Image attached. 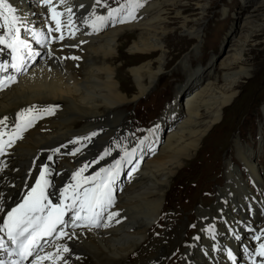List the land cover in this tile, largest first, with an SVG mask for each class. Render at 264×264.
Masks as SVG:
<instances>
[{
    "label": "bare ground",
    "instance_id": "obj_1",
    "mask_svg": "<svg viewBox=\"0 0 264 264\" xmlns=\"http://www.w3.org/2000/svg\"><path fill=\"white\" fill-rule=\"evenodd\" d=\"M94 1L96 0H63L62 3L60 0L63 4L61 11L66 15L65 7L71 8L75 16L82 18L87 15L90 6L95 5ZM102 1L105 4L106 1ZM181 1L184 0H148L143 3V7L135 11V19L130 18L122 25L109 26L91 36L79 34L78 28L66 22L69 37L62 41L54 39L51 43L39 45L45 49L46 54L44 53L45 56L37 60L38 55L30 39L33 33L41 31L45 23L46 7L37 6L36 0H8V3L16 9V14L23 19L24 24H35L38 29L35 31L33 27L30 30L21 29V39L28 43L33 55L26 58L25 70L18 74L15 82L0 92V117L7 115L13 122L19 121L18 114L26 109L55 110L49 118L44 117L35 121L22 139L3 157V164L0 167V179L4 177L0 184L2 202L6 200L5 204H8L23 182L28 177H30L29 181L31 180L45 156L58 150V145L62 142L75 143L78 140L83 142L84 138L89 139L80 153L63 157L55 164L48 163L51 173L50 182L53 186L62 185L66 177L85 165L89 167L83 176L92 173L110 159L111 156L92 164L103 147L107 146L110 137L121 136L122 140H126L125 124L120 113L121 106L144 94L159 72L165 69L169 50L166 41L162 38L170 31L164 23H167L169 18L168 11H172V14L180 13L178 5ZM197 9L201 13L206 12L204 4H198ZM187 22L188 20L181 22L183 31L198 36L201 29V25H198L200 17L195 23L193 22L191 28L188 27ZM133 33L134 35L138 33V36H134ZM250 33L253 34L254 31L246 33L245 40L250 38ZM127 34H131V38L119 43V37ZM26 35L29 38H26ZM123 45L128 49L126 54L134 55V59L129 62L126 69L134 82L132 84L134 91L131 95L122 88L121 78L117 77L122 72L119 67L123 62L115 66L120 56L119 50ZM240 45L242 44L238 45L235 41L233 46L229 47V57L220 63L223 76L206 79L184 98L183 111L177 100L167 106L166 118L173 120L176 116L173 117L172 114H181V116L178 121L176 120L175 127L174 123L168 125L169 131L165 133L167 137L159 149V146H154L152 149L149 145L144 146L143 150L134 156L143 157L148 152H154V156L148 161L143 163L145 160L141 159L138 173L132 175L128 188L124 186L126 188L122 189L124 187L121 186L120 179L116 180L114 184L116 192L113 196L115 207L112 212L119 215L111 221L108 219L105 221L109 223V227L101 226L93 229L69 227L68 235L57 240L51 249L54 254L59 252V258L42 260V264H65V262L67 264H157L160 258L171 256L176 246L180 245V234L186 224L184 221H179L176 225L167 222L162 229L152 235L153 221L163 216L161 212L164 211L163 203L169 177L195 152L207 128L218 121L221 107L228 105L234 96L240 74H248L247 68L242 65L240 53L243 46ZM140 55L153 56L137 61ZM200 75L201 72L196 74L193 81ZM159 124L164 128L166 120H162ZM146 140L148 141V138ZM235 145L237 147L238 142ZM238 147L237 157L245 164L243 168L248 173L238 171L231 163H226L225 178L228 177L229 181L224 182V187L232 188L237 184V188L241 189L237 192L234 188L231 189L234 197L230 199L228 205L226 203V206H229V210L240 202L235 196H242L244 200L239 206L249 211L252 218L249 228L253 229L264 223V198L256 200L258 196L252 198V193L255 190V193L262 191L264 193V184L261 183L262 179L256 176L260 170L251 161V153ZM247 174L249 175L247 177L255 182L250 181L251 187L254 188L250 190L252 193L245 189ZM218 204L219 202L211 209L203 206L196 209L194 214L198 224L197 239L193 240L191 237L190 241L186 242V246L177 249L180 254L179 264H215L211 260H206L211 256L210 253L220 254L221 259L218 261H221L220 264H248L246 250L249 244L240 250V254H234L231 250V246L240 245L238 244L240 235L231 236L233 228L241 229V227L229 226L231 212L224 214L223 219L217 221L215 225L217 231L213 228V232L216 231L214 237H208L210 233L204 231L205 227L211 226L212 217H217ZM117 220L119 223L116 222ZM235 224H241V220L238 219ZM224 226L232 231L228 232L226 242L220 239L222 238L220 229ZM209 230L208 232H211V228ZM247 234L249 239V233ZM215 238H219L216 243ZM200 242L202 245L210 243L217 245L218 250L213 252L212 249L215 247L213 245L210 253L198 251L196 247ZM64 247L69 251L63 252ZM236 249L234 252L237 251ZM193 253H197V258H193ZM40 256L46 254L42 253Z\"/></svg>",
    "mask_w": 264,
    "mask_h": 264
},
{
    "label": "rangeland",
    "instance_id": "obj_2",
    "mask_svg": "<svg viewBox=\"0 0 264 264\" xmlns=\"http://www.w3.org/2000/svg\"><path fill=\"white\" fill-rule=\"evenodd\" d=\"M105 1L107 3L112 2V0ZM198 4H204L206 12L201 13L197 9ZM178 6L180 9L178 12L180 13L172 14V11H168L167 16L169 18L166 21L167 23H164L170 31L162 38L166 41L168 46L166 47L169 50L165 69L161 70V73L159 72L157 78H155L144 94L134 101L124 104L120 113L125 118L131 117L130 124L135 123L137 127L148 125L150 121L154 123L160 117L159 122L162 119L166 120L164 128L170 124L177 123L181 114H172L171 116H176L173 120L166 119L165 115H163L164 117L161 116L164 111L167 112V106L177 100V104L179 107L182 106L180 109L183 111L184 98L202 85L206 79L212 76H223L220 63L229 57V47L231 48L235 41L238 45L242 44L240 45L243 46V50L240 53L241 61H243L242 65L247 68L248 74H240L234 96L228 105L221 107L218 121L207 128L195 152L184 160L174 170L172 176L169 177L166 187L167 193L163 203L164 211L162 213L164 214L161 220L159 219V222L157 221L158 219L153 221V223L156 221L157 223L153 224L152 229V235H154V232L157 233L167 222L169 224L175 223L176 225L179 221H184L186 225L183 226V232L181 231L182 233L180 234V245L176 246L175 253H172L170 257L164 256L163 259V261L166 259L169 261L172 259L176 260L180 255L177 249H182L183 246H186L185 243L181 247L182 240L190 238L189 232L194 226L198 228V224L196 225V214H194L196 209L202 206L206 209L209 207L211 209L219 202L217 217H212V224L210 227L208 226L211 228V232H207L210 233L208 237H214L217 231L215 227L218 223L217 221L223 219L224 214L231 212L229 226L241 227L239 230L233 228L231 236L240 235L238 238V244L240 245L231 246V250L234 254H240V250L249 244L245 228L247 226L249 228L252 218L249 211L239 206L240 202L244 200L240 195L235 196L238 197L237 201L240 202H237V205L230 207L228 210L229 206H226V203L228 205L230 199L234 197L231 189L234 188L236 192L241 191V189L237 188V184L232 186V188L224 187V182L229 181L228 177L225 178V165L227 162L231 163L232 160V166L236 170L244 171L242 167L245 164L237 157V147L239 146L240 149L251 153V161L260 170L256 176L261 178V183L264 184V0H184ZM198 17H200L198 25H201L199 35L184 32L181 22L188 20L187 25L191 28L190 26L195 23ZM251 20L253 21L252 23ZM24 25L27 30H30L31 27L34 28V31L38 29L35 24L25 23ZM251 31H254V33H250V38L245 40L246 37L244 35ZM134 36H138V33H135ZM26 38L29 37L26 35ZM130 38L131 34H127L119 37L118 42L121 43L123 40ZM32 44L36 50L35 52L39 53L37 60L42 59L46 54L44 52L45 49L35 43ZM127 50L124 45L120 48V56L116 60L115 66L123 62L119 67L122 72L117 77L121 78L122 88L127 94L131 95L134 91L132 89L134 82L126 69L128 64H130L129 62L134 59V55L126 54L128 53ZM152 56L146 55L144 57L140 55L137 57V61L138 59H146ZM125 65L126 67L124 68ZM200 72L202 75L193 81L195 75ZM207 73L210 74L208 77H206ZM176 94L177 98L175 99ZM180 95L182 96L181 99ZM166 137L167 135L163 138V142ZM129 140H131V137ZM237 142L238 146L236 147L235 143ZM232 145L235 146L232 147ZM160 146L161 144L158 149ZM152 156L154 154L145 156L142 159L145 160L143 163ZM246 173L248 172L246 171ZM247 176L249 175L247 174ZM246 179L245 189L247 188L246 190L251 192L250 190L254 188L251 187L250 181L251 183L255 182L248 177ZM120 184L122 187L126 186L128 188L131 182L128 186L123 185L120 179ZM255 192L256 190L254 193L251 192L252 198L257 196L256 200L264 198L263 191ZM238 219L241 220V224H235ZM213 228H215V232H213ZM220 230L222 232V238L220 237V239L226 242V236H229L228 232L232 231L226 226ZM217 239L219 238H215V243ZM210 240L208 241L210 242ZM213 245L211 243L202 245L200 242L197 244L196 250L210 253ZM214 246L215 250L212 249L213 252L218 250V246ZM235 248H237L236 252H234ZM175 254L176 257L178 256L177 258ZM210 255L209 259H206L207 261L211 260L215 264L221 263V261L218 262L221 259L219 253L215 255L210 253ZM192 256L194 259L197 258V253H193ZM131 261H135V259H131Z\"/></svg>",
    "mask_w": 264,
    "mask_h": 264
},
{
    "label": "snow or ice",
    "instance_id": "obj_3",
    "mask_svg": "<svg viewBox=\"0 0 264 264\" xmlns=\"http://www.w3.org/2000/svg\"><path fill=\"white\" fill-rule=\"evenodd\" d=\"M61 2L63 3V0ZM42 3L48 5L51 18L56 22L55 29L49 27V32H61L63 22L57 18L62 16L63 13L56 11L51 0H42ZM100 3L101 0H96V4L99 5ZM140 7H143L140 0H126V3L121 4L119 8H109L108 17L93 13L92 26L94 29H98L97 22L102 24L108 18L121 12H125V15L120 18V23L127 22L129 18L135 19V11ZM65 11L71 13L72 9L66 8ZM70 22L71 17H69ZM22 28L27 30L23 19L16 14V9L8 3V0H0V45L9 49L11 55L10 63L8 61L0 62V72H7L9 68L17 73L24 71L26 58L33 55L28 43L21 39ZM64 38L63 34L58 37L60 40ZM0 52H3V48H0ZM38 54L36 53V55ZM72 58L77 59V57ZM15 79L16 77L11 75L0 78V90L14 83ZM32 111V108L26 109L18 114V118L24 119L26 114H30ZM43 111L51 114L54 109L47 108ZM0 124H4V120H0ZM31 124L32 120L28 119L24 127L27 128ZM19 128L20 125H17L18 130ZM0 153H2V149H0ZM109 154V152H105V155ZM103 158V156L100 157V159ZM49 159L51 160V157ZM93 163L96 162L94 161ZM120 163V161H117L114 166L101 168L99 172L87 177H83L82 174L89 165L78 169L72 174L73 183L60 190L59 204H54L49 199L54 194L47 191L49 187L53 186L48 179L51 173L47 166L41 167L35 184L31 186L27 195L24 196L23 202L7 213L3 225L0 226V232H5L8 240L15 247L8 250L3 241L0 240V249L8 251L9 256L15 255L19 257V260L14 261L13 264H21V261H26L29 257H33L34 253L35 257L30 264H39L42 260L59 257V252L56 253V257H53L51 253L46 256H40L39 252L43 251L42 241L47 243L48 241L45 238L52 236L53 233H56L57 239L61 238L64 227H86L89 229L101 226L109 227L107 222L101 224V218L105 211L114 203L112 190L117 180ZM88 185L91 186L89 187ZM67 200H71V203H66ZM69 212L72 213L71 224L65 219L66 214ZM118 215L119 213L115 212L109 213L108 221L113 220ZM78 221L80 222L79 224L77 223ZM116 222L119 223V220ZM58 226H60L59 229ZM256 239L259 240L260 237L257 236ZM68 251L67 247L63 248V252ZM229 256L231 257V253H229ZM256 256L264 257V243L258 245ZM0 264H3V261H0Z\"/></svg>",
    "mask_w": 264,
    "mask_h": 264
}]
</instances>
